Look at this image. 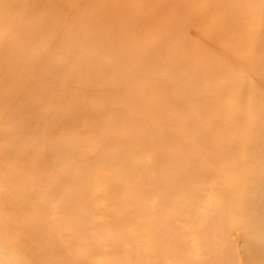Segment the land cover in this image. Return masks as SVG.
Masks as SVG:
<instances>
[{
    "label": "rangeland",
    "instance_id": "374dc122",
    "mask_svg": "<svg viewBox=\"0 0 264 264\" xmlns=\"http://www.w3.org/2000/svg\"><path fill=\"white\" fill-rule=\"evenodd\" d=\"M229 1L0 0V264H119L110 239L115 234L128 261L142 262L139 255L144 253L147 264H179L181 259L183 264H201L208 255L201 232L206 230L213 243L210 255L217 259L212 264H220L215 249L244 241L243 220L251 215L241 194L249 193L253 183L250 174L257 165L248 148L263 109L264 88L256 69L264 0L256 8L246 0L249 11L243 15H228L224 8H229ZM109 21L119 36V52L131 51L138 59L139 51L133 43L124 44V36H141L147 60L138 46L139 54L147 65H139L140 78L146 84L158 83L162 74L153 66L161 60L171 61L186 89L195 75L204 105L201 118L213 130L205 135L210 141L183 138L180 108L172 106L176 99L169 87L171 76L167 88L157 92L156 110L142 99L129 105L122 97L112 104L117 98L113 96L108 104L101 103L97 76L79 94L77 75L92 43L89 34ZM155 37L156 53L150 43ZM131 62L136 61L126 58L119 64L126 83L138 81L132 75L140 69ZM106 78H112V71L107 70ZM232 83L239 85L233 88ZM185 99L196 113L192 98ZM52 110L66 113L72 121L64 127L69 142L77 146L76 154L69 156L74 165L69 179L55 176L69 161L65 163L64 155L57 158L51 149L61 124L56 129L54 125L48 139L41 136L47 129H39L55 123L45 117ZM193 122L203 126L198 119ZM166 138L163 153L168 155L158 157L159 144ZM193 150L200 168L192 177L186 172ZM159 173L170 182L165 187L156 184L155 190ZM143 179L149 187L150 220L132 212L140 204L125 190L113 195L112 183L121 180L133 188ZM162 192L171 200L158 210ZM116 200L131 208L133 220L126 228L142 245H137L136 254L115 225ZM170 214L167 230L179 245L168 243L160 251L154 226L160 216ZM43 229L45 247L38 242ZM240 251L241 264H247L243 247Z\"/></svg>",
    "mask_w": 264,
    "mask_h": 264
},
{
    "label": "bare ground",
    "instance_id": "6f19581e",
    "mask_svg": "<svg viewBox=\"0 0 264 264\" xmlns=\"http://www.w3.org/2000/svg\"><path fill=\"white\" fill-rule=\"evenodd\" d=\"M260 0H250L251 7L252 6H259L261 1ZM230 5L229 8H224L226 13L228 15H243L249 11V8L247 7V2L246 0H230ZM255 6V8H256ZM175 7V6H174ZM252 8L251 13L253 12L254 15H257L258 12H256V9ZM247 10V11H246ZM110 20V19H109ZM112 21H109L103 28H99L100 31L94 30L92 34H89L91 37L92 43L89 44V52L88 56L84 57L81 61V64L79 66L80 70H78V75L77 79L80 82L79 85V94L84 91L86 82L92 83L94 81L93 76H97L98 79L101 81L100 83V88L99 89V100L103 104H108L107 102L110 101V99L115 96L117 97L115 100H113L111 103L115 104L116 100L122 97H126L128 104H132L139 101L142 99V101L145 102H151V109L156 110V104L157 100L160 98L157 94L158 91L162 90L163 88H167V83L166 80H168V76H171L168 81H170L169 87L174 91L175 93V99L176 102L172 104L174 107H178L180 117L179 119L182 120V126L185 129V133L182 134L183 138L185 140H191L196 143L202 142H207L210 141L209 139H206V133L207 135H210L213 130L211 129V126L209 123H206L203 121V111H204V105L202 103V96H200L198 93V90L196 87V80H195V75L192 74L190 78V83L188 88L186 89V84L182 85L176 77V72H173L174 67H172V64H170V60H161L158 63L153 66V68H158L156 70H159L162 74L161 78L159 79L158 83L156 82L155 84L153 83L152 85L146 84V82L140 78L141 72V67L139 65H147V63H143L144 58L147 60V57L145 56V52L142 51L140 47V43L143 42L141 40V36H136L134 35L132 38L130 36H124V44H127L128 42L133 43L132 46H134L135 51H139L138 46L140 47L143 55L139 54L138 52V59H137V54L133 55V52L128 51L129 49L126 47V50L129 52L127 54L126 51L120 49L121 52L118 51L116 48L117 43H118V37L115 36L114 34V27L113 24L111 23ZM79 29H77L78 31ZM134 30V29H133ZM85 42H88V35L86 37H83ZM120 43H123L121 40ZM152 43V51L156 53L158 44L156 45V37L151 40ZM136 45V46H135ZM126 52V53H125ZM147 54L148 51L146 50ZM258 52H259V60H258V68L256 69V78L258 79V82L262 84V87L264 88V26L262 28V36L259 41V46H258ZM122 53V54H121ZM131 55V56H130ZM80 56V54H79ZM127 59H134L136 62H131L134 64L138 72L133 73V77H136L138 81H133V83H126L124 79H121V74L122 72H119V64L121 62H125ZM123 59V60H122ZM155 59V56H151V60ZM164 59V58H163ZM104 60V61H103ZM145 60V62H146ZM136 64V65H135ZM138 65V66H137ZM163 65V66H162ZM162 66V67H160ZM112 67V68H111ZM160 67V68H159ZM107 70L112 71V78L109 80H106V74ZM143 74V73H142ZM157 75V74H156ZM106 78V79H105ZM106 84V85H105ZM233 88H235L237 85L236 83H232ZM124 86V87H123ZM126 88V91L124 93H121L124 89ZM185 87V89H184ZM87 89V88H86ZM85 89V90H86ZM264 92V90H263ZM223 93V91L221 92ZM194 94V95H192ZM200 96V97H199ZM192 98L193 104L195 105L197 112L192 113L190 110L192 109V104L188 108V101L185 98ZM99 103V101L95 102L94 104ZM192 103V102H191ZM260 104L263 106L262 112L260 114V122L257 124L256 128L254 129V137L252 140L249 142L251 143V146L248 148L250 152H252V157L256 162L255 168L252 170L250 176L253 177V183L250 186L249 193H246L244 196V193L241 194V200L244 202L245 201V207L250 211L249 216L251 215L250 219L249 217L246 220H243L247 228L243 229V235H244V241L241 242L239 245L235 243V247L233 246H226L220 249H215L217 251V257L218 260L220 261V264H241L240 261V248L243 247L244 252L242 251V254L245 255V258H247V264H264V94L261 96V101ZM158 109L164 110L159 104L157 105ZM58 113L55 112V110L48 111L47 116H45L47 119L50 118V120H54L55 123H46V126L44 128H39V129H47V132H43L42 138L43 139H48V132H50L53 128L54 125L55 129L57 127V124L60 123L61 126L59 127V131L61 132L60 135L58 136V140L51 146L52 151L54 152V156H57V158L60 159L61 156H65L63 160L65 163L69 161V164H67L66 167L61 169V171L56 172L55 176L58 178H71L69 176V173L71 170L74 168V165L70 163V158L72 154H76V149L77 146L74 144V142H69L70 140L68 139V135L64 130L65 125H71L72 121L68 119V116L66 113H63L61 111H57ZM52 113V114H51ZM54 113V114H53ZM192 113V114H190ZM228 116V111L226 112ZM171 115V114H170ZM55 116V118H52ZM63 116V117H62ZM171 119L177 118L175 114L171 115ZM202 117V118H201ZM231 117V115H230ZM198 119V122L202 123L203 126H199V128L196 126V122L194 125L193 120L195 121ZM16 121H18L16 119ZM22 120H20V125L23 126ZM68 130V129H67ZM71 131V130H70ZM242 130H240L241 132ZM40 133V132H39ZM73 135V134H72ZM203 136L204 139H203ZM242 136V133H241ZM184 141V140H182ZM243 142H245V138L243 137ZM68 143V144H67ZM69 146H66V145ZM168 141L167 138L165 141L159 144V147L161 146V152L158 149V157L161 156H167L168 152L163 153L165 147H167ZM220 146V145H219ZM244 149V148H243ZM244 151H246L244 149ZM242 152V151H241ZM194 150L192 151V154L190 155L191 158H189L190 163L188 165L190 166L188 172H186L187 175L189 176H194L195 173H197L198 169L200 168L195 162L194 158L197 156L193 155ZM246 153V152H245ZM243 153V154H245ZM159 159V158H158ZM162 162H165V160L162 159ZM199 167V168H198ZM167 176L165 173H159V177L157 180H155V185L154 189L156 190V184L160 187H165L167 184L170 182V177ZM127 179V177H126ZM146 179L142 180V184L133 188H128L127 185L122 182L121 180L118 181V183H112L113 185V195H116L118 191L125 190L128 196L132 197V199H136L137 202L140 204L139 210L133 209L132 212L137 214L142 213L144 214L145 219L150 220V217L148 216L147 212L149 210L148 208V200L147 198L149 197V187H147V184L145 183ZM85 190V188H84ZM158 201V210H162L165 205L171 200V197H169L168 192H162L160 194ZM72 201V205H73ZM115 209L114 213H116V218H114L115 225L119 226V233L120 235L123 236V239L128 241L129 243L133 244V253L136 254L138 252V247L142 246L140 245L141 243L137 242L136 236L134 237L131 233L128 232L127 230V223L131 222L133 220L132 217L129 216L131 213V208H126L127 206L125 205L124 200H116L114 203ZM156 210V207H154ZM83 212V211H82ZM84 214V212H83ZM87 216V214L85 215ZM147 216L149 218H147ZM91 217V216H88ZM131 218V221H130ZM172 216L171 214L169 216H160L159 218V224L154 226V233H155V240L157 238V241L160 243V251H164L163 248L166 247V245L169 243L174 244L176 246L179 245V243L175 240H173L174 233L172 231H168L167 227L170 225ZM85 220V217L82 218V221ZM38 226L41 228L43 227V223L41 220L37 221ZM46 224V223H45ZM208 229H210V225L208 226ZM84 230V228H83ZM202 235L205 240V249L206 252H208V255L205 257L203 260V263L201 264H212L214 262L213 255L211 256L210 253L213 248V243L207 239V236L210 235V230L206 231H201ZM207 232V233H206ZM38 242L43 243L45 247V233L44 229L38 233ZM246 237V238H245ZM42 239L43 242L40 240ZM110 239L112 241L114 251L117 254V263L119 264H147V259L143 254H140L139 256L143 258L142 262L140 260L133 258V261H128V256L125 252H123L121 243L119 238L115 235H111ZM51 246L53 245V239L50 240ZM60 246V245H59ZM240 247V248H239ZM53 248V246H52ZM143 248V247H142ZM179 250V249H178ZM143 255V256H142ZM239 255V257H238ZM3 256V253L0 251V259ZM181 258V257H180ZM184 260L181 259L179 261V264H183ZM4 264V263H2ZM6 264V263H5Z\"/></svg>",
    "mask_w": 264,
    "mask_h": 264
}]
</instances>
